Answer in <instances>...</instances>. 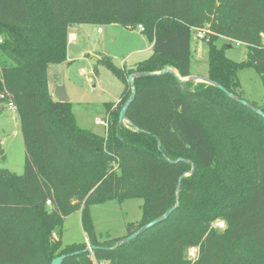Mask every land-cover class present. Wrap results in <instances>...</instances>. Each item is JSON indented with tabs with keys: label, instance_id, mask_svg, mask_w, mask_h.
I'll return each instance as SVG.
<instances>
[{
	"label": "trees",
	"instance_id": "1",
	"mask_svg": "<svg viewBox=\"0 0 264 264\" xmlns=\"http://www.w3.org/2000/svg\"><path fill=\"white\" fill-rule=\"evenodd\" d=\"M85 23L140 24L152 43L133 67L103 60L123 85L105 104L104 135L79 126L70 102L49 90L48 68L66 61L69 28ZM195 28L206 30V77L242 99L238 70L253 69L264 86V0H0V111L15 105L24 145L22 174L0 167V264H50L61 254V264H264L262 115L166 72L133 78L128 123L118 124L128 74L168 66L191 75ZM219 38L245 46V59L228 58ZM245 100L264 113V100ZM128 198L142 200L140 219L100 240L90 206ZM76 210L87 241L63 244V220Z\"/></svg>",
	"mask_w": 264,
	"mask_h": 264
},
{
	"label": "rangeland",
	"instance_id": "2",
	"mask_svg": "<svg viewBox=\"0 0 264 264\" xmlns=\"http://www.w3.org/2000/svg\"><path fill=\"white\" fill-rule=\"evenodd\" d=\"M108 25L91 23L73 25L78 30L77 45L73 50L82 51L84 55L80 57L76 54L72 61L48 68L49 71L64 75L63 83L69 96V109L78 125L90 129L98 135H104L106 131L102 122L107 117L105 104L115 102L123 86L103 60L108 58L118 67L123 66L120 64L121 60L125 67L128 66L130 61L129 59L127 62L125 61L127 50L120 44V36L117 35L109 39L107 37L104 38V35H96L98 27L106 30ZM117 26L121 27L120 24ZM119 27H115L117 28L116 33L119 32ZM69 29L71 30V28ZM131 30L134 31L133 35L127 34V37L131 35L132 38H135L137 29L131 28ZM139 35L142 36V33ZM192 42H195L198 49L197 52H193V57L191 58L192 70L199 75H205L207 72L206 43L201 39H194ZM224 43L227 44L224 52L228 58L234 61L245 59V46L236 45L233 42L230 43L223 38H219L216 41L217 45ZM71 50L69 54L75 55V52ZM151 52V50H147L148 57ZM237 79L240 84V92L242 91V97L257 104L264 100L262 80L253 69L243 68L238 70ZM49 84H51V77H49ZM0 144L4 152V159L0 160V167L6 168L15 174H22L24 162L23 139L17 112L9 107L0 111ZM141 204L142 200L139 198H128L122 202L113 200L91 205L90 213L95 232L100 237V240L124 236L126 234V223L140 219ZM216 225L222 227L223 222L218 220ZM61 241L63 244L87 241L81 226L80 215L77 212H72L64 218ZM195 252L194 248H190L189 255L193 257Z\"/></svg>",
	"mask_w": 264,
	"mask_h": 264
},
{
	"label": "crops",
	"instance_id": "3",
	"mask_svg": "<svg viewBox=\"0 0 264 264\" xmlns=\"http://www.w3.org/2000/svg\"><path fill=\"white\" fill-rule=\"evenodd\" d=\"M119 25L118 23H111L107 26L106 30L105 29H102L101 32H97L96 31V35H104V38H109L110 37H115V36H120L121 38V45L123 47H125V49L127 50L126 51V62L127 60L129 59L130 61L128 62V66L126 68H129V67H133L134 65H136L138 62L146 59L148 56H147V50H151L152 49V43L148 41V39L146 38L145 35H143L142 32H140L139 30H136L135 31V35L136 37L135 38H132L131 35H129L127 37V34H132L134 33L133 30L128 29L129 27H125L123 25H121V27L117 26ZM115 27H119V32H115L117 28ZM127 29V30H125ZM71 30L69 29L68 31V40H67V51H66V61L63 62V63H66V62H70L74 59V57L76 56V54H78L77 56H82L84 55L82 51H76V50H73V48H75V46L77 45V40H78V35H77V32L78 30H76L73 26L70 27ZM130 30V31H129ZM142 33V36L139 35V34ZM116 34V35H115ZM133 35V34H132ZM196 42V41H195ZM195 42H192V57H193V52H197V46L195 45ZM193 44H194V48H193ZM70 49H72L71 51L72 52H75V55H70L69 54V51ZM149 54V53H148ZM114 56V55H113ZM62 64V63H60ZM121 65H123L122 67H125V64L122 63V60L120 62ZM58 64L56 65H50V66H57ZM49 66V67H50ZM190 70H191V75H199L196 71H193L192 70V67H190ZM49 71V70H48ZM201 76H205V75H201ZM51 77V84H49V90L51 92V94L53 95V90H54V86L57 82V80H61L62 82L64 81V75H59L57 72H52V71H49L48 72V78ZM90 81V80H89ZM91 82V81H90ZM94 86V85H92ZM240 86V84H239ZM123 88V86H122ZM242 92V91H241ZM120 96V95H119ZM54 97V96H53ZM55 98V97H54ZM119 99V97L116 99L115 102H117ZM261 102V101H260ZM259 103V102H258ZM20 126V125H19ZM74 212H77L79 215H80V211L79 210H76ZM73 212V213H74ZM81 220V219H80ZM195 249V248H194Z\"/></svg>",
	"mask_w": 264,
	"mask_h": 264
},
{
	"label": "water",
	"instance_id": "4",
	"mask_svg": "<svg viewBox=\"0 0 264 264\" xmlns=\"http://www.w3.org/2000/svg\"><path fill=\"white\" fill-rule=\"evenodd\" d=\"M229 47H230V45H229ZM166 72H169V73L173 74L174 76H176L179 79L181 86H182L183 81H185V80L202 81V82H206L208 84H211V85L219 88L220 90L224 91L225 93H227L230 97H232L233 99H235L239 103L251 108L252 110H254L255 112L259 113L260 115H262L264 117V113L262 112V110L260 108L253 106L252 104L247 102L245 99H242V98H239V97L233 95L231 92L227 91L223 86H221L219 83L209 79L208 77L201 76V75H190L186 78H182L177 74L176 71L170 69L168 66H164L163 69H161L160 71L155 72V73H130L127 75V81L129 83L132 91H131L130 96L122 104V106L118 112V124L125 125L126 123H128V120L126 118V110L129 106L130 102L133 100L134 95H135V87H134V83H133V78L136 76H147L150 74H164ZM53 96L55 97V99L57 101H60V102H68L69 101V96L65 90L64 83L61 80H57V82L54 86ZM186 161L190 162V164H191V169L189 171V173H191L194 170V164L189 160H186ZM178 186H179V184H178ZM176 206H177V204H175V206H173L172 208L167 210L162 216L144 224L143 226H141L140 228L135 230L133 233L127 235L126 237H124L121 240V242H128V241L134 239L137 235H139L143 231L149 229L150 227H152L153 225H155L156 223H158L159 221H161L162 219L167 217ZM86 249L91 251L93 249V246L87 245ZM74 253H76V252H74ZM65 256L66 255L61 254V255L54 257L50 261V264H61L62 260L64 259Z\"/></svg>",
	"mask_w": 264,
	"mask_h": 264
},
{
	"label": "built area",
	"instance_id": "5",
	"mask_svg": "<svg viewBox=\"0 0 264 264\" xmlns=\"http://www.w3.org/2000/svg\"><path fill=\"white\" fill-rule=\"evenodd\" d=\"M129 28H130V27H129ZM136 29L139 30L140 32H142L143 27H142V25L138 24V25L136 26ZM96 31H97V32H101V31H102V28H101V27H98V28L96 29ZM195 31H196V34H195V36H194V39H202V38L204 37V35H205V31H206V30L203 29V28H195ZM0 41H1V36H0ZM234 43H235L236 45H240V44H241V43L238 42V41H234ZM0 99H3V100L5 99L4 94L0 93ZM6 105H7V107H9V108H11V109L16 110V107H15L14 104H12V102H7ZM102 122H103V124H104V126H105V129H106V128H107V125H108L107 117H106V119H105L104 121H102ZM45 203H46L47 205H49V204H50V200H46ZM92 264H103V261H97V260H94Z\"/></svg>",
	"mask_w": 264,
	"mask_h": 264
}]
</instances>
